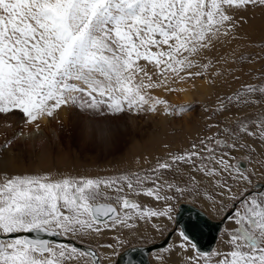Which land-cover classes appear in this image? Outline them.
Instances as JSON below:
<instances>
[{
    "label": "snow or ice",
    "instance_id": "obj_1",
    "mask_svg": "<svg viewBox=\"0 0 264 264\" xmlns=\"http://www.w3.org/2000/svg\"><path fill=\"white\" fill-rule=\"evenodd\" d=\"M256 10L264 13V0H0V128L11 130L22 119L39 132L42 120L63 109L101 121L147 112L179 116L187 106L175 108L153 93L187 91L173 85L227 64V57L214 63L207 54L217 43L243 39L238 30ZM258 80L216 111L254 106L260 116L222 129L209 125L220 130L150 170L107 177L0 173V264H116L128 243L125 230L147 239L141 224L164 236L169 223L179 239L161 248L156 264H169L173 254L180 264H264V188L253 182L258 172L264 176V159L255 155L264 146V74ZM88 131L93 147L119 150L118 127L90 123ZM205 180L215 195L202 189ZM141 195L157 203L134 198ZM188 196L209 200L233 225L224 247L203 250L199 221L178 227V206ZM105 231L116 233L114 243L98 251L42 238Z\"/></svg>",
    "mask_w": 264,
    "mask_h": 264
},
{
    "label": "rangeland",
    "instance_id": "obj_2",
    "mask_svg": "<svg viewBox=\"0 0 264 264\" xmlns=\"http://www.w3.org/2000/svg\"><path fill=\"white\" fill-rule=\"evenodd\" d=\"M247 17L249 19V23L243 25V27L238 30V35L244 37L243 39H238L232 41L231 43H217L216 48L213 49L211 53L207 54L214 63L221 56L227 57L229 60L227 64L223 62L215 63V68L209 70V75L196 78L194 81H189L187 83H176L173 85L176 88L187 89V91H189L191 94V99L182 98L184 97L182 92H166V94L162 96L160 94L157 95L158 90L153 93L154 95L161 96L162 98L166 99L169 104L175 108L187 106L188 110L186 113H188L190 116V123H183L181 121V119L184 118L183 113L179 116H170V119H172V121L177 124L173 125L170 130V133L176 135L175 137L168 138L170 139V142L163 143L162 141V143L157 144L156 149L153 148L151 144L149 147H145L150 139L151 132L153 131L156 133V130H160V128L154 126L152 127V125L149 126L146 124V121L150 115L159 116L158 114H153L151 112L140 114H124L118 118L109 117L106 119V121L93 119L84 114H79L78 116L80 117V120L77 126L74 127V131L67 130L65 132V141L60 143L57 137H55L49 145L51 148L49 159L51 162H54L52 163L54 170L51 172L71 174L73 176L92 177L115 176L128 171L143 172L145 170H150L156 164L158 159L164 160L168 158L169 153H182L186 149H189L193 143H199L201 138L212 135L213 133H216L220 130L217 128H210L209 125L218 124L222 129L226 123L229 121H236L237 118L250 121L260 116L261 109L254 106L244 108L239 105L229 104L227 111H216V109L220 106L221 100L226 102L228 96L235 97L236 93L238 91H242L243 87L248 83L259 84L260 81L258 78L264 74V13L256 10L254 13H248ZM233 59L235 60V63L232 62ZM253 59L255 60L254 63L248 62ZM196 70L197 69H193V71ZM216 71H219L221 75H214ZM237 77L239 78L237 79ZM201 82L207 83L210 86L211 91L205 92L203 94L200 93L198 90V85ZM130 116L133 117L134 120L137 118L136 120L138 121L135 120V123H137L135 124L136 126L130 123ZM209 117H211V119H209ZM122 120L125 121L128 128L126 131L127 140H125L123 143L121 142L119 148L120 151H102L99 148L92 146L88 139L90 123L91 125H95L100 122H106L110 125L120 128L119 121ZM57 123L62 125L63 122L60 119L57 120ZM232 126L235 127V123ZM119 132L121 131L119 130ZM11 141L13 142L14 140ZM45 141L46 140L42 139L41 143H44ZM2 143L3 142L1 141L0 151ZM140 144L142 146L141 148ZM165 145H167V147ZM158 148H160L159 150L164 149L166 151L163 153L159 152ZM259 148H264V146L258 147V151L255 154L256 158L258 160L264 159V157L260 155ZM33 159L34 160H31V162L28 161L25 165H23L25 166L24 171L27 170L26 173L23 174H37L50 171H44V168L42 169L38 167L36 163L38 162L36 153H34ZM243 163L246 167H251V165L247 164V161H243ZM18 165H21V163ZM44 167H51V163L45 164ZM181 167L185 168L186 166L182 165ZM257 167H259V165H257ZM6 168V165L0 163V173L7 172ZM168 175L171 177L172 173H169ZM253 182L256 186L264 183V176H261L258 172L257 175L253 177ZM203 188H207L209 195H215V192L208 184V181L204 182L202 185V189ZM134 198L138 199L146 206H153L157 203L152 198L143 195ZM181 202H190L196 204L197 206L204 209L208 214L211 215L209 216L213 217L214 219L223 217V213L218 211L214 212L210 201L203 197L193 199V197L188 196L181 200L180 203ZM175 226L176 225L169 223L168 230L165 232L164 236H160L159 234L152 233L150 225L147 226V230L145 231V226L141 224L140 231L145 232L147 239L139 238L137 235L129 233L127 230H125L124 236L128 243L124 248H121L119 252L121 253L126 249L136 245H146L161 241L168 235L170 231L174 230ZM232 227L233 225L227 221V224L220 235L216 248L224 247L222 241L225 238V230ZM115 234L116 233L114 231H105L99 237L94 238H65L73 239L81 244H84V246L87 248L90 246L98 251L100 244H106L99 241H108ZM178 239L179 237L175 235L170 245L174 244L176 241H178ZM107 243L112 242L108 241ZM158 253H160V251H156L152 254L151 259L153 264H156L155 255ZM165 255L167 254L165 253ZM117 257L118 256L114 258L115 261L117 260ZM169 264H180L179 255L173 254L170 258Z\"/></svg>",
    "mask_w": 264,
    "mask_h": 264
},
{
    "label": "bare ground",
    "instance_id": "obj_3",
    "mask_svg": "<svg viewBox=\"0 0 264 264\" xmlns=\"http://www.w3.org/2000/svg\"><path fill=\"white\" fill-rule=\"evenodd\" d=\"M183 89H185V88H183ZM198 90L202 94L205 92L211 91L210 86L205 82H201L198 85ZM159 94L162 96V95H165L166 92L162 91V90H158L157 95H159ZM182 94L184 96L182 98H184V99H191L192 98L189 91H183ZM77 111L78 110L63 109L59 112L58 116H56L54 118H46V119L42 120L40 122L41 123V130L39 132H36L34 127L31 125H29L27 127H23V120L22 119L14 120L13 121L14 127L11 130L0 128V142L1 141L3 142L1 145L2 147H1V151H0V155H1L0 163H2L3 165H6V167H7L6 171L8 173H12V174L26 173L27 170L24 171L25 166H23V165H25L26 162H28V161L31 162V160H34L33 159L34 153H36V156L38 159L37 160L38 162H36L38 167H40L42 169L44 168L43 169L44 171L45 170H50V171L54 170L53 169L54 166L52 165V163H54V162H51V160L49 159L50 158L49 155H50V151H51V148L49 147V145L54 140L55 137H57V139L59 140L60 143L61 142L63 143L65 141V132L67 130L74 131V127L77 126V124L80 120L79 116H76L73 114L74 112L78 113ZM158 115L159 116L150 115L148 120L146 121V124H148L149 126L152 125V127L154 126V127L160 128V130H158V131L156 130V133L153 131H152L153 133L151 132L149 141L147 142L146 145L144 144L145 147H149V145L151 144V146H153V148L156 149L157 144L162 143V141H163V143L164 142H170V139H168V138L176 136L173 133H170V130L173 127V125H177V124L175 122H173L172 119H170V116H165V115L159 114V113H158ZM183 117L184 118L181 119V121L183 123L190 121V116L188 113H186V112L183 113ZM60 119L63 122L62 125L57 123V120H60ZM135 120L133 117L130 116V123H132V125L137 124L135 122L138 120H136V121ZM135 126H133V127H135ZM184 126H186V125H184ZM119 127L120 128H118V129L121 131L119 133H120V136L122 137L121 142L123 143L125 140H127L126 139V136H127L126 131H127L128 127H127V124L125 123V121H123V120L119 121ZM21 130H23V132H24L23 137L19 136V133ZM71 136H73V135H71ZM17 137H19V138H17ZM42 139H44L46 141L44 143H41ZM9 140H14V141L12 142V144L8 148H5L4 144ZM141 147L142 146L140 144V148ZM140 148H138V149H140ZM155 149H154V151H155ZM159 149L160 148H158V150ZM118 151H120V149ZM121 151H122V149H121ZM165 151L166 150H164V149L159 150V152H162V153ZM90 155H91V153H90ZM152 157H153V155H152ZM20 163H21V165H18ZM48 163H51V167H44V165L48 164ZM205 181H207V180H205ZM222 231H221V233H222ZM221 233H220V235H221ZM220 235L217 239L216 246L218 244ZM174 237H175V235L172 237L171 241L174 239ZM108 241L114 243L112 238ZM108 241L102 240L99 242L107 243ZM171 241H170V243H171ZM170 243H169V245H170ZM82 245L84 246V244H82ZM89 248H91V247L88 246V248H87L86 246H84L81 249L84 250V249H89ZM157 251H161V249L157 250Z\"/></svg>",
    "mask_w": 264,
    "mask_h": 264
},
{
    "label": "water",
    "instance_id": "obj_4",
    "mask_svg": "<svg viewBox=\"0 0 264 264\" xmlns=\"http://www.w3.org/2000/svg\"><path fill=\"white\" fill-rule=\"evenodd\" d=\"M257 187L264 188V185H258ZM176 219L179 222L178 227L185 226L190 220L192 222L199 221V230L196 232V236L203 250L205 251L215 248L217 239L227 221L224 218H222L221 220L211 219L198 207L186 202L180 204L179 211L176 214ZM175 229L173 231H170L168 235L159 242L151 243L148 245H136L126 249L125 251L120 253L116 264H129V260L134 261V264H152L150 261L151 253L160 250L163 247H167L173 237V235H170V233L174 232ZM29 238H34V236H30ZM42 238L49 239L56 243L71 244L78 248L84 247L81 243L73 239H67L63 236ZM91 249L96 251L92 247Z\"/></svg>",
    "mask_w": 264,
    "mask_h": 264
},
{
    "label": "crops",
    "instance_id": "obj_5",
    "mask_svg": "<svg viewBox=\"0 0 264 264\" xmlns=\"http://www.w3.org/2000/svg\"><path fill=\"white\" fill-rule=\"evenodd\" d=\"M210 215V214H209ZM211 216V215H210Z\"/></svg>",
    "mask_w": 264,
    "mask_h": 264
}]
</instances>
